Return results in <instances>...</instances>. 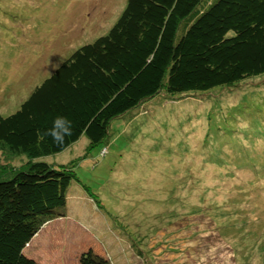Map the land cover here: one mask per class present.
<instances>
[{
  "label": "rangeland",
  "instance_id": "obj_1",
  "mask_svg": "<svg viewBox=\"0 0 264 264\" xmlns=\"http://www.w3.org/2000/svg\"><path fill=\"white\" fill-rule=\"evenodd\" d=\"M126 3L0 0V115L107 34ZM87 147L85 136L57 155L0 146V178L29 159L78 163L81 188L27 248L40 264H83L85 252L109 264H264V74L205 94H157Z\"/></svg>",
  "mask_w": 264,
  "mask_h": 264
},
{
  "label": "trees",
  "instance_id": "obj_2",
  "mask_svg": "<svg viewBox=\"0 0 264 264\" xmlns=\"http://www.w3.org/2000/svg\"><path fill=\"white\" fill-rule=\"evenodd\" d=\"M261 74L264 0H127L107 34L75 49L16 111L0 115V146L57 155L85 136L92 148L113 118L157 94H205ZM57 116L72 131L54 142L45 133ZM107 152L103 145L100 155ZM77 165L29 159L0 178V264H40L27 248L66 206L69 190L81 188ZM81 261L109 264L86 252Z\"/></svg>",
  "mask_w": 264,
  "mask_h": 264
},
{
  "label": "clouds",
  "instance_id": "obj_3",
  "mask_svg": "<svg viewBox=\"0 0 264 264\" xmlns=\"http://www.w3.org/2000/svg\"><path fill=\"white\" fill-rule=\"evenodd\" d=\"M72 131L71 122L64 116H57L54 118L52 127L46 130V135L56 141L57 136L65 137L70 135Z\"/></svg>",
  "mask_w": 264,
  "mask_h": 264
},
{
  "label": "bare ground",
  "instance_id": "obj_4",
  "mask_svg": "<svg viewBox=\"0 0 264 264\" xmlns=\"http://www.w3.org/2000/svg\"><path fill=\"white\" fill-rule=\"evenodd\" d=\"M160 183V182H159ZM144 184V183H143ZM160 185V184H159Z\"/></svg>",
  "mask_w": 264,
  "mask_h": 264
}]
</instances>
